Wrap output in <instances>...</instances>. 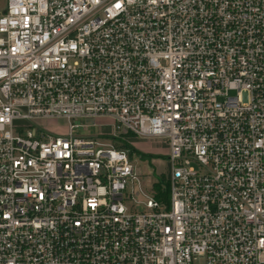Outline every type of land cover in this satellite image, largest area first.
Returning a JSON list of instances; mask_svg holds the SVG:
<instances>
[{
	"label": "built area",
	"instance_id": "2783aa9c",
	"mask_svg": "<svg viewBox=\"0 0 264 264\" xmlns=\"http://www.w3.org/2000/svg\"><path fill=\"white\" fill-rule=\"evenodd\" d=\"M81 118L164 138L168 200ZM0 264H264V0H7Z\"/></svg>",
	"mask_w": 264,
	"mask_h": 264
},
{
	"label": "rangeland",
	"instance_id": "374dc122",
	"mask_svg": "<svg viewBox=\"0 0 264 264\" xmlns=\"http://www.w3.org/2000/svg\"><path fill=\"white\" fill-rule=\"evenodd\" d=\"M7 5V0H0V13L4 10ZM75 123H79L78 127H75L74 134L83 135L86 137H92L103 141H112L115 144H122L118 141L115 142L112 137L104 135L103 132L109 133L112 127L105 123V120L99 119V124H94L92 121L85 119H75ZM89 123L88 127H85L83 123ZM50 126L60 131L68 129L69 121L66 118H58L55 121H49ZM135 147L144 152L153 153L152 156L145 155L141 156L139 153L134 152L131 155L133 162L140 171L142 180L147 182L157 180L162 173H169L170 161L167 154V142L164 138H143L137 136H130L127 138ZM144 180V181H145Z\"/></svg>",
	"mask_w": 264,
	"mask_h": 264
},
{
	"label": "trees",
	"instance_id": "16d2710c",
	"mask_svg": "<svg viewBox=\"0 0 264 264\" xmlns=\"http://www.w3.org/2000/svg\"><path fill=\"white\" fill-rule=\"evenodd\" d=\"M109 137H112L115 142H119L122 144H116L119 147L127 148L130 152V154H133L134 152L139 153L141 156L149 155L152 156L153 153L151 152H144L135 147L127 138L130 136H136L133 132L127 133L126 135H112V134H106ZM154 188L156 191V196L160 199H166L169 198V180L166 178V174L162 173L161 176L155 181Z\"/></svg>",
	"mask_w": 264,
	"mask_h": 264
}]
</instances>
